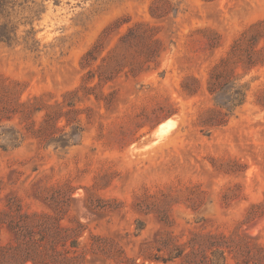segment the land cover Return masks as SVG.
Returning a JSON list of instances; mask_svg holds the SVG:
<instances>
[{
	"label": "rangeland",
	"instance_id": "374dc122",
	"mask_svg": "<svg viewBox=\"0 0 264 264\" xmlns=\"http://www.w3.org/2000/svg\"><path fill=\"white\" fill-rule=\"evenodd\" d=\"M153 1L0 0V214L21 205L58 215L64 226L80 220L87 242L91 234L113 238L129 255L167 232L264 244V214L245 222L252 204L264 210V66L239 68L246 97L233 109L208 89L213 66L264 18V0H167L179 10L162 19L150 15ZM129 19L158 27V60L87 84V51L109 25ZM65 99L73 105L57 122L62 141L32 136L28 128ZM169 120L168 132L155 135ZM148 208L165 210L169 221ZM10 239L0 228L1 242Z\"/></svg>",
	"mask_w": 264,
	"mask_h": 264
},
{
	"label": "trees",
	"instance_id": "16d2710c",
	"mask_svg": "<svg viewBox=\"0 0 264 264\" xmlns=\"http://www.w3.org/2000/svg\"><path fill=\"white\" fill-rule=\"evenodd\" d=\"M172 9L178 12L179 7L167 0H154L150 15L162 19ZM124 25L126 28L122 30ZM115 31L117 36L113 42L111 37ZM158 33V27L145 21L118 20L109 25L84 57L88 67L87 84L98 80L102 85L122 72L135 74L148 70L164 49ZM258 66H264V18L246 28L210 72L209 91L226 99L218 104L220 107L225 105L233 109L244 102L246 91L244 85L239 84L238 70L242 68L247 73ZM90 89L87 86V91ZM260 103L264 106V100ZM66 105L73 104L66 99L58 102V110L47 112L44 124L39 128L29 127L32 136L44 143L62 141L61 136H56L62 130L57 122ZM16 133L19 144L24 135L19 130ZM150 211L159 212L161 220L169 221L165 210L148 208L145 212ZM263 214L261 203L252 204L245 222ZM4 226L10 231L11 239L7 243L0 240V264H86L89 253L104 256L114 264H264V244L222 232L192 230L186 239L167 232L154 240L142 241L138 251L129 255L113 238L91 234L87 242L84 239L87 227L80 220L75 225L64 226L58 215L24 211L21 205H10L9 210L0 214V228ZM144 229L145 226L138 224L135 235L140 236Z\"/></svg>",
	"mask_w": 264,
	"mask_h": 264
},
{
	"label": "bare ground",
	"instance_id": "6f19581e",
	"mask_svg": "<svg viewBox=\"0 0 264 264\" xmlns=\"http://www.w3.org/2000/svg\"><path fill=\"white\" fill-rule=\"evenodd\" d=\"M172 121L169 120L163 124H161L155 131H154V134L157 135V136H162L163 134L167 133L168 130L171 128L172 126ZM81 207V205H80ZM83 208V207H82ZM263 222V221H262ZM259 225V224H258Z\"/></svg>",
	"mask_w": 264,
	"mask_h": 264
}]
</instances>
